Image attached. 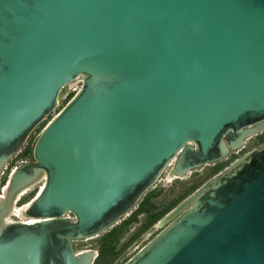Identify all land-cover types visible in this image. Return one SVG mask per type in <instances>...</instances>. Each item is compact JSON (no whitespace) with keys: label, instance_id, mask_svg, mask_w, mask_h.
<instances>
[{"label":"water","instance_id":"1","mask_svg":"<svg viewBox=\"0 0 264 264\" xmlns=\"http://www.w3.org/2000/svg\"><path fill=\"white\" fill-rule=\"evenodd\" d=\"M77 76L9 173L0 264H91L71 241L116 223L168 162L182 174L237 146L264 119V0H0V170ZM42 172L23 211L38 220L3 224ZM180 209L124 264H264V142Z\"/></svg>","mask_w":264,"mask_h":264},{"label":"rangeland","instance_id":"2","mask_svg":"<svg viewBox=\"0 0 264 264\" xmlns=\"http://www.w3.org/2000/svg\"><path fill=\"white\" fill-rule=\"evenodd\" d=\"M80 84V78L69 82L66 89L60 91L61 94L55 107L34 126L20 148L6 158L0 170V189L6 183L9 173L14 167L25 160H33L32 146L41 128L73 95ZM263 142L264 129L257 130L247 137L245 136L244 140L229 149L220 158L193 167L180 177L169 181L166 180V176L169 173L170 165H166L155 181L143 191L127 214L94 236L73 239L71 241L73 250L93 249L95 257L91 264H124L140 247L190 204L188 203L182 209L165 218L166 214L183 198L207 179L220 175L231 163L238 164ZM42 182L41 176L34 180L27 190L15 198L14 205L19 207L29 201L36 194ZM65 214L72 216L69 212ZM160 219L162 221L158 223ZM7 220H19V217L9 213Z\"/></svg>","mask_w":264,"mask_h":264},{"label":"bare ground","instance_id":"3","mask_svg":"<svg viewBox=\"0 0 264 264\" xmlns=\"http://www.w3.org/2000/svg\"><path fill=\"white\" fill-rule=\"evenodd\" d=\"M76 78H80V76H77V77H75L74 79H76ZM74 79H72L71 81H73ZM71 81H69V82H71ZM80 81H81V78H80ZM69 82H67L66 84H65V86H64V88L63 89H66V87H67V84L69 83ZM62 90V89H61ZM60 90V91H61ZM60 92H59V94H58V96H57V100L59 99V97H60ZM249 131H248V133L246 134V137L248 136V135H250L251 133H253V132H256L257 130H260V129H264V119H262L261 121H259V122H257L256 124H251V125H249ZM245 139V137L243 138V140ZM171 162H168L166 165H170V169H169V173L167 174V176H166V180L167 181H169V180H171V179H173V178H177V177H180L182 174H177L176 172H174L173 170H172V168H171ZM165 165V166H166ZM164 166V167H165ZM163 170V169H162ZM187 172V171H186ZM44 173L45 172H42V175H41V177L43 178V176H44ZM9 180V176H8V179H7V181H6V183L4 184V186H2V188L0 189L1 190V193H0V196H3L4 194H5V192H6V190H7V188H8V181ZM33 182V181H32ZM32 182H30V183H28L27 185H25V186H23L22 188H20V189H18L17 191H16V193H15V195H14V199H13V203H12V208H11V210L9 211V212H7V213H4V214H2V223L3 224H5V223H7V222H11V221H14V220H7V215L10 213V214H13V215H15V216H17V217H19V220L20 221H25V222H31V221H34V220H38V218H36V217H28V216H23V211L25 210V208H27V206L30 204V202H31V200H32V198L34 197H32L29 201H26L24 204H22L21 206H19V207H16L15 205H14V200H15V198L19 195V194H21V193H23L25 190H27L28 188H29V186H30V184L32 183ZM44 183V179H43V182L41 183V185L39 186V189H38V191L40 190V188H41V186H42V184ZM37 193V192H36ZM193 202V201H192ZM191 202V203H192ZM190 203V204H191ZM190 204H188V205H190ZM176 210V209H175ZM175 210H171V211H169L167 214H166V216H165V218L167 217V216H169V215H171V214H173V213H175ZM128 212V211H127ZM127 212L125 213V214H127ZM124 214V215H125ZM161 221H162V219H160L159 221H158V223H161ZM94 236V235H93ZM88 237H91V236H85V237H82V238H88ZM91 248H85V249H82V250H80V251H87V250H90ZM93 250V249H92ZM94 251V250H93ZM77 252V251H76ZM95 256V252H94V255L92 256V258Z\"/></svg>","mask_w":264,"mask_h":264},{"label":"built area","instance_id":"4","mask_svg":"<svg viewBox=\"0 0 264 264\" xmlns=\"http://www.w3.org/2000/svg\"><path fill=\"white\" fill-rule=\"evenodd\" d=\"M79 87V86H78ZM78 87L75 89V91L78 89Z\"/></svg>","mask_w":264,"mask_h":264}]
</instances>
